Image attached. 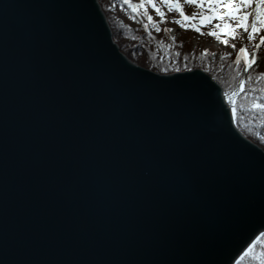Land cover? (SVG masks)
<instances>
[{
    "label": "water",
    "instance_id": "water-1",
    "mask_svg": "<svg viewBox=\"0 0 264 264\" xmlns=\"http://www.w3.org/2000/svg\"><path fill=\"white\" fill-rule=\"evenodd\" d=\"M224 95L132 63L96 0H0V264H231L264 151Z\"/></svg>",
    "mask_w": 264,
    "mask_h": 264
},
{
    "label": "trees",
    "instance_id": "trees-1",
    "mask_svg": "<svg viewBox=\"0 0 264 264\" xmlns=\"http://www.w3.org/2000/svg\"><path fill=\"white\" fill-rule=\"evenodd\" d=\"M99 2L113 30L114 40L121 51L139 65L162 74L200 67L219 81L225 90L233 89L242 78L243 64L236 63V51L229 55L222 52L218 59L212 58L214 51L204 52L202 44L195 41V35L190 28H185L186 36L173 40L170 29L162 24L158 18L159 13L147 4V0ZM163 2L155 0L159 7ZM138 5L145 7H137ZM202 11L204 12L196 14L195 21L200 22L205 9ZM149 16L153 19L149 20ZM185 23L188 24L187 21ZM263 31L260 30L262 37ZM235 35L239 38L236 33ZM222 36H227V33ZM254 43L253 39L248 40L249 46L253 47ZM245 83L244 91L236 102L235 121L241 131L264 147V109L256 107L257 104H264V51L256 65L247 72ZM256 243L258 250L264 251V237ZM246 253L249 256V252ZM254 260L255 262L251 260L244 264H261L258 257Z\"/></svg>",
    "mask_w": 264,
    "mask_h": 264
},
{
    "label": "snow or ice",
    "instance_id": "snow-or-ice-1",
    "mask_svg": "<svg viewBox=\"0 0 264 264\" xmlns=\"http://www.w3.org/2000/svg\"><path fill=\"white\" fill-rule=\"evenodd\" d=\"M164 3L173 11H179L182 20L178 21L185 28H193L197 32L201 31V27L195 23L186 24L185 21H190L193 19L185 12L184 4L180 0H164ZM187 4H193L196 7L205 9V13L200 17V24L211 23L212 21H223L224 23H217L216 28L219 31H212L211 35L220 39L221 36L226 32L229 36L235 35L236 29H243L245 33L250 30V39H255V34L264 30V0H185ZM147 4H150L153 9L161 17L165 16V12L155 3V0H147ZM255 5V23L249 25L248 20L253 15L252 8ZM137 7H145V5H138ZM152 20V16L148 17ZM224 44H228L229 40L224 39ZM260 45H264V37H261ZM260 45H256V56H252L249 53L247 45L239 49L238 55L236 57V63L240 64L243 60L245 66L251 69L253 65L257 63L258 52ZM232 48H236V44L231 45ZM256 107L264 109V104H257ZM252 249L248 248V252L251 253ZM261 264H264V252L260 254L259 257Z\"/></svg>",
    "mask_w": 264,
    "mask_h": 264
},
{
    "label": "rangeland",
    "instance_id": "rangeland-1",
    "mask_svg": "<svg viewBox=\"0 0 264 264\" xmlns=\"http://www.w3.org/2000/svg\"><path fill=\"white\" fill-rule=\"evenodd\" d=\"M127 1H129V0H127ZM131 1H139V0H131ZM180 2L182 4H184L186 14H188L189 16L193 17V19L190 20V21H187V23L188 24L195 23V24H197V25H199L201 27V31L200 32H197L195 29L190 28V30H192L194 35H195V41L199 42L200 44H202V48L205 50L204 52H206V51H214L213 55H212V58L218 59L220 57V55H222L221 54L222 52H224V53L229 55L232 52L236 51V53L238 55L239 49L241 47H244L245 45H247L249 53L251 55H253V56L257 55L256 45H260V40H261V37H262L261 34H260L261 33L260 31L255 34V39H254L255 43L253 44L254 45L253 47L248 45V40L250 39L249 36L251 34L250 30H249L248 33H245L243 31V29H237V31H235V33L239 36V38L236 35H234V36L227 35V36H221L220 39H217L215 36L211 35V32L212 31H218L219 29L216 28V24L217 23H224V22L217 20V21H212L211 23L200 24V22L195 21V18L197 17L195 14L199 13V12H200V14L203 13L204 12V11H202L203 9L199 8V7H196L193 4L185 3V0H180ZM114 7L115 6L113 5L112 8H114ZM160 8L162 9V11L165 12V16L161 17L159 15L158 18L160 19V21L162 22L163 25L167 26L170 29V37L173 40H175V39H178L180 37L182 38L184 35L186 36L185 27H183L180 23H178V21L182 20V16H181L180 12L171 10L168 7V5L165 4L164 2H163V5L161 4ZM252 12H253V15H255V5H253ZM249 21H248L249 25H251L252 23H255V20L252 21L251 17L249 18ZM224 39H228L229 43L228 44H224L223 43ZM233 43L236 44V48L235 49L231 47V45ZM263 49H264V45H260V49H259V52H258V61H259V59L262 56V53L264 51ZM243 62H242V64H243ZM244 64H245V62H244ZM255 65H253V67ZM244 67L245 66H243V70H244L243 71V76L244 75L246 76L247 72L250 69L245 70ZM238 83H240V81ZM222 88L225 91V94L227 92H229V91H232V89L231 90L230 89L229 90H225L223 86H222ZM243 91H244V89L242 90V92ZM242 92H241V94H242ZM233 112H235V110Z\"/></svg>",
    "mask_w": 264,
    "mask_h": 264
},
{
    "label": "bare ground",
    "instance_id": "bare-ground-1",
    "mask_svg": "<svg viewBox=\"0 0 264 264\" xmlns=\"http://www.w3.org/2000/svg\"><path fill=\"white\" fill-rule=\"evenodd\" d=\"M97 1V3L99 4V9L103 12V14H104V18L106 19V21H107V23H108V25L110 26V30H111V32H112V36H113V30H112V28H111V25H110V23H109V21H108V18H107V15H106V13H105V11L103 10V8H102V6H101V3L99 2V0H96ZM114 39V38H113ZM115 41V40H114ZM115 43L118 45V43L115 41ZM119 46V45H118ZM120 48V47H119ZM120 51H121V49H120ZM122 53H124L123 51H121ZM125 56H127L126 54H125ZM253 56V55H252ZM128 57V56H127ZM128 59L132 62V63H134V64H137L138 66H139V64L138 63H136L135 61H133L132 59H130L129 57H128ZM258 61V60H257ZM141 66V65H140ZM243 66H245V64H243ZM142 67H144V66H142ZM144 68H146V69H149V70H152V69H150V68H147V67H144ZM245 68V70H248V68L245 66L244 67ZM194 69H202V68H200V67H197V68H194ZM192 69H188V70H183V71H175V72H185V71H191ZM203 70V69H202ZM153 72H156V71H154V70H152ZM175 72H171V73H169V74H172V73H175ZM204 72H206V71H204ZM158 73V72H157ZM206 73H208V72H206ZM162 74V73H161ZM208 75H210L209 73H208ZM210 77L211 78H213V76H211L210 75ZM214 79V78H213ZM218 84H219V86L222 88V86H221V84L216 80V79H214ZM245 75L240 79V83H238V84H236L234 87H233V89H232V91H229V92H227L225 95H224V98H225V102L227 103V105H228V107H229V109H230V111H231V117H232V123L234 124V126L240 131V133L245 137V138H247V139H249L252 143H254V144H256V145H258L263 151H264V147L262 146V145H260V144H258V143H256L255 141H253L252 139H250L243 131H241V129L237 126V124H236V121H235V117H234V110H235V106H236V101H237V99H238V97H239V95L241 94V90H243L244 88H245ZM225 92V91H224ZM224 94V93H223ZM254 236L251 238H249V239H247V241H248V243H245L241 248L242 249H240L239 250V252H237L238 254L235 256L234 255V257H233V260H232V262H231V264H244L245 262H248V261H254L255 262V260H254V258H256V257H260V254L262 253V252H264V251H261V250H258V248L256 247L257 245V241L258 240H260L262 237H264V227H261V228H259L254 234H253ZM254 244V245H253ZM253 245V246H252ZM248 248H251L252 249V251H251V253H248L249 254V256H246V252H248ZM246 253V254H245ZM242 260V261H241ZM259 261V260H258ZM257 261V262H258ZM256 262V263H257Z\"/></svg>",
    "mask_w": 264,
    "mask_h": 264
}]
</instances>
